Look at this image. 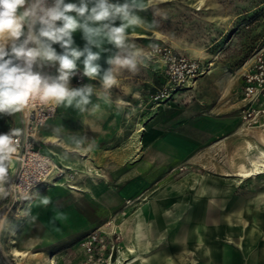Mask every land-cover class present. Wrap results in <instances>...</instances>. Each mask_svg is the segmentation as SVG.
<instances>
[{
  "label": "rangeland",
  "instance_id": "374dc122",
  "mask_svg": "<svg viewBox=\"0 0 264 264\" xmlns=\"http://www.w3.org/2000/svg\"><path fill=\"white\" fill-rule=\"evenodd\" d=\"M155 23L162 42L199 59L209 70L158 105L149 96L161 86L162 76L145 77L142 90L147 97L131 94L124 108L112 111L117 117L97 131L75 125L74 105H59L52 119H63L56 127L65 142L59 150L81 154L85 165L70 169L57 155L62 176L29 195L0 197V264H122V215L168 175L144 158L152 107H159L167 128L217 108L220 115L238 121L243 132L264 139V114L253 126L242 118L245 75L264 55V0H163L156 7ZM88 84L76 82L75 88ZM262 144L253 160L264 152ZM103 148L115 152L106 154ZM123 151L129 156L122 158ZM252 159L242 169L251 170ZM183 169L178 165L172 175L179 176ZM44 198L49 199L46 205Z\"/></svg>",
  "mask_w": 264,
  "mask_h": 264
},
{
  "label": "crops",
  "instance_id": "0c3cea01",
  "mask_svg": "<svg viewBox=\"0 0 264 264\" xmlns=\"http://www.w3.org/2000/svg\"><path fill=\"white\" fill-rule=\"evenodd\" d=\"M162 2L152 0L149 4L143 0L145 10L136 12L152 27L135 28L131 39L148 51L154 40H162L155 23L156 7ZM74 40L75 46L84 47L82 33H74ZM54 47L58 53L62 51L59 45ZM103 47L112 51L101 52L98 63L108 70L113 66L107 60L118 50L107 43ZM137 68L136 73L127 68L118 69V84L105 90L99 78L83 76V65L78 62L77 75L70 78V87L75 88L77 79L81 78L83 84L89 82L93 86V94L84 111L77 109L75 125H89L90 130L97 131L117 117L112 111L124 108L131 94L143 92V97H147L142 90L145 77L157 74L164 82V63L160 58L151 57L146 65L138 64ZM44 71L57 74L55 68L46 67ZM105 94L108 102L103 99ZM150 111L154 115L144 138L147 143L144 158L149 164L166 169L168 175L146 191L132 211L122 215V264H264V172L241 175L251 168L242 169V165L248 167L264 139L243 132L238 121L220 115L217 108L198 120H184L169 128L158 106ZM62 121L61 116L48 121L39 139L43 151L56 163V156L60 155L68 168L75 170L83 167L85 160L81 154L73 156L59 150L65 147L56 128ZM19 124V112L10 115L9 129ZM83 133L80 130L81 139L85 138ZM103 149L106 154L115 152L112 148ZM126 156L129 154L123 151L122 158ZM178 165H183L184 171L175 177L173 169Z\"/></svg>",
  "mask_w": 264,
  "mask_h": 264
},
{
  "label": "clouds",
  "instance_id": "9594fccd",
  "mask_svg": "<svg viewBox=\"0 0 264 264\" xmlns=\"http://www.w3.org/2000/svg\"><path fill=\"white\" fill-rule=\"evenodd\" d=\"M137 10H145L143 0H0V116L35 108L37 103L74 105L84 111L91 103L93 86L70 87L78 62L83 65V76L99 78L105 90L118 84V69L136 73L137 65H146L152 57L131 39L135 28L152 27ZM78 31L85 41L82 49L75 46ZM105 43L118 50L109 56L107 63L113 67L108 70L98 63L101 52L112 51L103 47ZM54 45L62 51L58 53ZM46 67L55 68L57 74H47ZM103 99L108 102V95ZM19 134L18 129L0 133V197L6 195V162L17 152ZM42 202L46 205L49 199Z\"/></svg>",
  "mask_w": 264,
  "mask_h": 264
},
{
  "label": "built area",
  "instance_id": "2783aa9c",
  "mask_svg": "<svg viewBox=\"0 0 264 264\" xmlns=\"http://www.w3.org/2000/svg\"><path fill=\"white\" fill-rule=\"evenodd\" d=\"M153 44L157 47L149 48V51L164 63V82L149 96L156 105L182 92L209 70L199 59L186 56L171 45L160 40H154L150 45ZM81 81V78L77 79V82ZM242 94L246 102L242 118L250 126L257 125L258 117L264 114V55L258 57L253 69L245 75ZM57 111L58 106L37 103L35 108L28 107L19 112L20 124L13 129H18L20 134L15 137L17 152L12 154L11 162H7L10 181L4 185L6 194L29 195L64 174V169L43 151L39 139L42 127L56 116Z\"/></svg>",
  "mask_w": 264,
  "mask_h": 264
},
{
  "label": "bare ground",
  "instance_id": "6f19581e",
  "mask_svg": "<svg viewBox=\"0 0 264 264\" xmlns=\"http://www.w3.org/2000/svg\"><path fill=\"white\" fill-rule=\"evenodd\" d=\"M251 166H252L251 170H244L241 175L250 176L252 174L264 172V152L263 151L260 153V155L258 156L256 160H253L251 162Z\"/></svg>",
  "mask_w": 264,
  "mask_h": 264
},
{
  "label": "trees",
  "instance_id": "16d2710c",
  "mask_svg": "<svg viewBox=\"0 0 264 264\" xmlns=\"http://www.w3.org/2000/svg\"><path fill=\"white\" fill-rule=\"evenodd\" d=\"M9 121H10V115H2V116H0V133L9 132L10 129H9L8 125H7ZM9 181H10V177H9V172H8V176L6 178V185L9 184ZM0 258L2 260H4V258L2 257L1 252H0Z\"/></svg>",
  "mask_w": 264,
  "mask_h": 264
}]
</instances>
